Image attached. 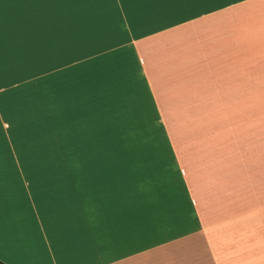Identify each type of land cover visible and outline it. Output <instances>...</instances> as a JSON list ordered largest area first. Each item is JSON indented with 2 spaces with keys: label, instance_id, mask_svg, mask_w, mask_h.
<instances>
[{
  "label": "crops",
  "instance_id": "0c3cea01",
  "mask_svg": "<svg viewBox=\"0 0 264 264\" xmlns=\"http://www.w3.org/2000/svg\"><path fill=\"white\" fill-rule=\"evenodd\" d=\"M262 102L264 0H0V261L264 264Z\"/></svg>",
  "mask_w": 264,
  "mask_h": 264
},
{
  "label": "rangeland",
  "instance_id": "374dc122",
  "mask_svg": "<svg viewBox=\"0 0 264 264\" xmlns=\"http://www.w3.org/2000/svg\"><path fill=\"white\" fill-rule=\"evenodd\" d=\"M263 109H264V102H262ZM99 154L102 156L104 154H108L112 157L116 163L112 166H103V168H107L110 172L112 171L116 174L125 177V174L128 171L134 173V168L137 167L136 165L142 166L139 163V159L141 160L143 154L146 158H148L149 165H156V150H127V149H117V150H98ZM103 157V156H102ZM154 157V158H152ZM120 178V177H119Z\"/></svg>",
  "mask_w": 264,
  "mask_h": 264
},
{
  "label": "trees",
  "instance_id": "16d2710c",
  "mask_svg": "<svg viewBox=\"0 0 264 264\" xmlns=\"http://www.w3.org/2000/svg\"><path fill=\"white\" fill-rule=\"evenodd\" d=\"M0 264H5V263H3V262L0 261Z\"/></svg>",
  "mask_w": 264,
  "mask_h": 264
}]
</instances>
